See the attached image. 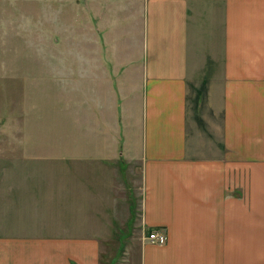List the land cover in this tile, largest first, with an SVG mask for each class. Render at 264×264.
<instances>
[{"label": "crops", "instance_id": "1", "mask_svg": "<svg viewBox=\"0 0 264 264\" xmlns=\"http://www.w3.org/2000/svg\"><path fill=\"white\" fill-rule=\"evenodd\" d=\"M9 64L69 94L41 121L63 119L53 205L0 239V264H101L116 222L138 228V264H264V0H0Z\"/></svg>", "mask_w": 264, "mask_h": 264}, {"label": "rangeland", "instance_id": "2", "mask_svg": "<svg viewBox=\"0 0 264 264\" xmlns=\"http://www.w3.org/2000/svg\"><path fill=\"white\" fill-rule=\"evenodd\" d=\"M114 12L105 17L111 21ZM130 12L124 10L123 16ZM123 18V29L130 30L131 20ZM46 48L47 53L52 50V46ZM9 65L8 72L0 74V239L14 229L32 227L41 211L53 205L42 199L45 191L51 190L47 185L51 179L47 163L53 156L56 129L59 130L63 119L49 116L45 124L41 121L47 113H59V116L67 113L69 94L67 90L53 92L49 88L55 78L52 68L40 74H21L14 64ZM35 133H40L41 138L37 139ZM128 193L129 188L126 194L130 200ZM105 230L108 232L103 234L101 264H138L140 247L135 240L138 228L127 230L116 222Z\"/></svg>", "mask_w": 264, "mask_h": 264}, {"label": "built area", "instance_id": "3", "mask_svg": "<svg viewBox=\"0 0 264 264\" xmlns=\"http://www.w3.org/2000/svg\"><path fill=\"white\" fill-rule=\"evenodd\" d=\"M148 238L152 243H164L167 239V235L164 231L154 230L149 233Z\"/></svg>", "mask_w": 264, "mask_h": 264}, {"label": "trees", "instance_id": "4", "mask_svg": "<svg viewBox=\"0 0 264 264\" xmlns=\"http://www.w3.org/2000/svg\"><path fill=\"white\" fill-rule=\"evenodd\" d=\"M130 199H131V203H130V212H131L130 222L132 223L134 221L135 216H136V199H135L134 194H132V190L130 192Z\"/></svg>", "mask_w": 264, "mask_h": 264}]
</instances>
